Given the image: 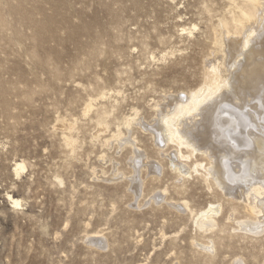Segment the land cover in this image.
<instances>
[{
	"label": "rangeland",
	"instance_id": "374dc122",
	"mask_svg": "<svg viewBox=\"0 0 264 264\" xmlns=\"http://www.w3.org/2000/svg\"><path fill=\"white\" fill-rule=\"evenodd\" d=\"M244 1L0 0V264H264V231L238 226L248 177L229 195L201 168L184 175L204 150L175 158L153 132L171 98L201 86L218 22ZM134 149L151 164L137 195ZM210 203L213 229L198 231L190 211Z\"/></svg>",
	"mask_w": 264,
	"mask_h": 264
},
{
	"label": "bare ground",
	"instance_id": "6f19581e",
	"mask_svg": "<svg viewBox=\"0 0 264 264\" xmlns=\"http://www.w3.org/2000/svg\"><path fill=\"white\" fill-rule=\"evenodd\" d=\"M213 33L216 49L211 54L214 60L211 63L208 61L210 64L205 68V80L188 95L171 98L169 110L159 112L153 132L157 144L176 145L175 158L178 156L179 159L186 160L194 152L204 150L208 163L203 165L202 162H195L193 166L180 171L184 175L197 173L201 168L205 171V178L210 177L215 185L229 195H233L234 190L248 177L244 181L245 199L242 198L249 218L245 222H238V226L240 230L257 234L264 231V0H245L236 15L218 22ZM90 108L91 105L87 104L84 114ZM104 113L96 118L95 124L100 130H95L92 138H98L100 132L108 128L102 118ZM136 116L137 112H134V117ZM128 117L123 119L121 125L130 126L134 117ZM59 128L69 147L71 139L68 133L72 130V125L65 122ZM121 136L117 131L111 138L118 143ZM127 143L130 141L124 139V144ZM182 147L189 149L186 155L181 151ZM132 152L129 160L132 173L130 189L132 194L137 195L143 185L139 167L147 168L151 164L139 150L134 149ZM179 168L181 170L180 166ZM235 168L239 171H232ZM25 169L23 161L14 163L13 172L16 176ZM150 170L153 172L156 169ZM94 172L93 176L96 174ZM7 200L14 208L21 206L17 199L7 196ZM184 204L187 206V203ZM218 209L219 206L210 203L200 211H190L198 231L213 229V218ZM91 242L98 244L100 240ZM208 243L211 244V241ZM203 248L209 249L206 246ZM231 263L243 264L240 260Z\"/></svg>",
	"mask_w": 264,
	"mask_h": 264
}]
</instances>
